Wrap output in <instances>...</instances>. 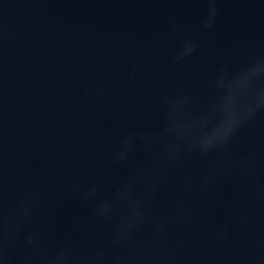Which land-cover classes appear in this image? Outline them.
Listing matches in <instances>:
<instances>
[{
    "label": "water",
    "instance_id": "1",
    "mask_svg": "<svg viewBox=\"0 0 264 264\" xmlns=\"http://www.w3.org/2000/svg\"><path fill=\"white\" fill-rule=\"evenodd\" d=\"M0 264H264V0H0Z\"/></svg>",
    "mask_w": 264,
    "mask_h": 264
}]
</instances>
